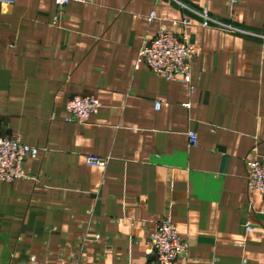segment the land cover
Masks as SVG:
<instances>
[{
  "label": "crops",
  "instance_id": "0c3cea01",
  "mask_svg": "<svg viewBox=\"0 0 264 264\" xmlns=\"http://www.w3.org/2000/svg\"><path fill=\"white\" fill-rule=\"evenodd\" d=\"M178 1L190 9L0 4V134L39 150L26 178L0 182V264H156L146 243L164 218L188 243L175 264H264V201L244 164L249 152L264 160V0ZM204 9L238 30L200 26ZM161 26L196 50L189 84L136 65ZM80 94L102 106L68 122ZM88 155L106 162L89 167Z\"/></svg>",
  "mask_w": 264,
  "mask_h": 264
},
{
  "label": "built area",
  "instance_id": "2783aa9c",
  "mask_svg": "<svg viewBox=\"0 0 264 264\" xmlns=\"http://www.w3.org/2000/svg\"><path fill=\"white\" fill-rule=\"evenodd\" d=\"M13 0H0V4L7 5ZM87 0H54L58 12L70 2L85 3ZM185 9L188 6L178 0H171ZM235 4L236 0H230ZM200 18V26L217 27L237 31L231 24L212 18L207 10L194 11ZM156 18L154 12L148 20ZM180 26L185 29L191 25L188 17L182 18ZM196 55L194 46L185 35L176 34L166 26H161L151 40H144L138 49L136 65H146L155 75L166 80H178L190 83L192 61ZM102 104L92 94L73 95L66 103V121L83 123L93 114H96ZM159 103H156L158 108ZM189 106V104H186ZM190 144L194 145L197 136L194 132L188 134ZM39 153L38 148L29 146L17 135L0 134V182L12 183L26 178L24 162L27 158H35ZM106 160L100 156L88 155L85 164L89 167H101ZM246 168V185L248 191H256L264 201V160L254 152H249L244 158ZM250 230V228H247ZM98 239V236L95 237ZM187 241L179 234L177 225L169 219L157 221L155 229L150 232L146 243L145 253L153 258L156 264H175L176 260L186 254ZM27 264H41L31 257Z\"/></svg>",
  "mask_w": 264,
  "mask_h": 264
}]
</instances>
